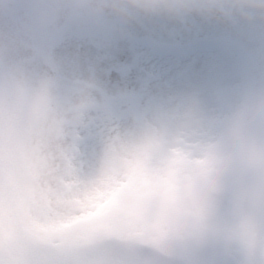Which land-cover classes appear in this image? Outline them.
<instances>
[{
  "label": "snow or ice",
  "instance_id": "6c2138e0",
  "mask_svg": "<svg viewBox=\"0 0 264 264\" xmlns=\"http://www.w3.org/2000/svg\"><path fill=\"white\" fill-rule=\"evenodd\" d=\"M178 7L0 6V264H264V24ZM124 42L151 71L109 96L82 64Z\"/></svg>",
  "mask_w": 264,
  "mask_h": 264
},
{
  "label": "clouds",
  "instance_id": "9594fccd",
  "mask_svg": "<svg viewBox=\"0 0 264 264\" xmlns=\"http://www.w3.org/2000/svg\"><path fill=\"white\" fill-rule=\"evenodd\" d=\"M90 6L94 17H106L130 22L132 13H126L123 6L132 0H82ZM179 7L174 11H164V16H207L212 18L236 19L246 24H264V0H169ZM99 173H93L82 182L81 195H91V180L98 179Z\"/></svg>",
  "mask_w": 264,
  "mask_h": 264
},
{
  "label": "rangeland",
  "instance_id": "374dc122",
  "mask_svg": "<svg viewBox=\"0 0 264 264\" xmlns=\"http://www.w3.org/2000/svg\"><path fill=\"white\" fill-rule=\"evenodd\" d=\"M4 4L5 0H0V6ZM136 62L145 63L139 46L135 42H124L107 49L99 60L85 61L82 69L94 77L95 85L102 93L132 97L140 92L151 71V66L137 71L139 65Z\"/></svg>",
  "mask_w": 264,
  "mask_h": 264
},
{
  "label": "bare ground",
  "instance_id": "6f19581e",
  "mask_svg": "<svg viewBox=\"0 0 264 264\" xmlns=\"http://www.w3.org/2000/svg\"><path fill=\"white\" fill-rule=\"evenodd\" d=\"M139 66L136 68L137 71H139L141 68H147L146 66L142 64H138Z\"/></svg>",
  "mask_w": 264,
  "mask_h": 264
}]
</instances>
